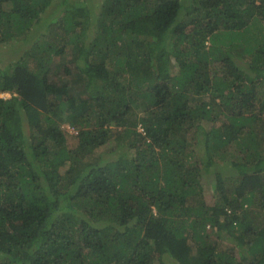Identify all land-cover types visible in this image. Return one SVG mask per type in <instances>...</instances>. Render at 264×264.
<instances>
[{"label":"trees","instance_id":"obj_1","mask_svg":"<svg viewBox=\"0 0 264 264\" xmlns=\"http://www.w3.org/2000/svg\"><path fill=\"white\" fill-rule=\"evenodd\" d=\"M101 3L0 0V264H264V0Z\"/></svg>","mask_w":264,"mask_h":264},{"label":"rangeland","instance_id":"obj_2","mask_svg":"<svg viewBox=\"0 0 264 264\" xmlns=\"http://www.w3.org/2000/svg\"><path fill=\"white\" fill-rule=\"evenodd\" d=\"M94 2V6L97 9H100L102 6L101 0H93ZM46 18L43 17L42 20H45ZM86 40H88V38L86 37L81 44V47L79 48V51L76 52L74 49L75 45L70 44L67 53L62 59L56 60L54 63H56L57 65H59L61 67V70L66 66V65H70L72 67L76 66L78 62H83L84 58L86 57L87 51H89L88 47V42H86ZM21 54L19 52L18 49V45H4L2 43H0V57L3 63H5L6 61L9 62L12 59H17L18 57H20ZM76 56V60L74 62H71V59H73ZM74 64V65H73ZM3 96H7L9 97L10 94L8 92H4ZM66 129L72 133V135H75L76 132L74 131L73 128H68L66 127ZM74 144L70 143V145ZM121 145L120 141H117L115 139H112L109 141L108 144H106L105 146L99 148V152L103 153V154H112L114 152L115 149H117L119 146ZM122 150H123V146H121ZM222 179L221 178H216L214 175L212 174H207L204 177V185L206 188V193H207V199L209 203H214V198H213V192H216V187L218 184H221ZM228 202V201H226ZM207 230L208 231H212V229L210 228V225L207 226ZM237 238V237H236ZM235 243L237 242V240L235 238H233ZM232 243V242H231ZM237 244V243H236ZM242 247H245L244 245H240ZM157 260H164L165 262H169L171 260V258L168 256L167 251H162L156 254ZM172 261V260H171ZM172 263V262H171Z\"/></svg>","mask_w":264,"mask_h":264}]
</instances>
